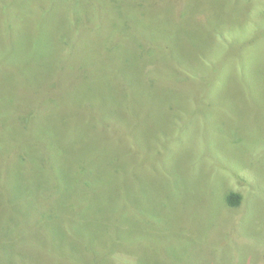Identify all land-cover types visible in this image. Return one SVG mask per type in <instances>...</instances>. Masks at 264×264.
I'll return each instance as SVG.
<instances>
[{"label":"rangeland","instance_id":"obj_1","mask_svg":"<svg viewBox=\"0 0 264 264\" xmlns=\"http://www.w3.org/2000/svg\"><path fill=\"white\" fill-rule=\"evenodd\" d=\"M250 128L264 0H0V264H259L217 204L239 190L233 230L264 226V189L221 165Z\"/></svg>","mask_w":264,"mask_h":264},{"label":"trees","instance_id":"obj_2","mask_svg":"<svg viewBox=\"0 0 264 264\" xmlns=\"http://www.w3.org/2000/svg\"><path fill=\"white\" fill-rule=\"evenodd\" d=\"M128 122L130 123V121ZM246 132L248 134H244L241 136V142H240L241 148L238 151L234 150V151L227 152L225 150H222V153H224L226 161L227 160L231 161L232 165L231 166L226 165L225 163H222L221 165L224 168L228 166L232 170L240 171L246 176L249 174L250 178L254 180L255 185L252 186L253 188H250L251 186L250 187L247 186V187L250 188L254 193L256 192L259 193V192H262V189H264L262 188V185L264 184V160L261 161V159L264 158V134L262 133L260 134L254 128H250L249 130H246ZM260 162H262V164H260L261 166L256 165V163H260ZM119 168H120L118 169L119 171L112 173L111 175L109 174L108 178L112 179L114 175H119L122 172L121 166ZM111 169H114V168L111 167ZM119 184L120 186H122L123 189L124 187L126 189V201H127V193L129 192L131 187L129 188L127 186L126 181L124 179H122L119 182ZM253 192H252V195H255ZM98 197L99 196H96V195L94 196V200H96L97 203L99 202ZM217 204H218V207L220 208V212L222 213V217L225 219L227 228L228 227L230 228V231L232 232L235 238V241L232 244L250 243V244H253L254 246H257L258 244H260V243L257 244L258 240L264 241V226H262L261 224H258L257 221H255V225L250 231L240 230L238 233H236L233 230L235 223L237 222L241 223V220L244 219L243 216L246 214V210H248V204L244 200L243 192H240L239 190H234L230 192L226 191L221 198V202L219 203L218 201ZM81 207H84V206H81ZM98 207L99 205H95V203H93V206L90 205L88 209L90 210V213L92 216H94L95 212L98 211V215L102 218L101 209H99L100 207L99 208ZM155 211L157 215L159 216L160 221L163 222L164 214H161L157 209H155ZM127 213L128 212H125L124 214H122L121 218L118 219L117 222L123 221L124 223H133L134 219L132 218V216L130 215L128 216ZM166 219H167V222L165 224H168V225L171 224L169 223V219L167 217ZM220 224L221 223L217 222L216 224L217 227H219ZM220 238H223V240H221L222 242H226L225 237L221 236ZM115 251H116V254L121 253L119 249L117 250L111 249L110 254L114 253ZM178 251L179 253L181 252V256L183 253H184V256H186V254L188 253V251H186L184 248L182 249L180 246H178ZM241 251L244 252V255L240 259L239 257L234 259L232 264H237L240 260L242 261V264H256V262H251L250 260L247 259V257H249L248 255H250L248 251L247 252L243 250ZM258 258H259L258 261L260 262L259 264H264L263 257L258 255ZM177 264H181V262Z\"/></svg>","mask_w":264,"mask_h":264}]
</instances>
